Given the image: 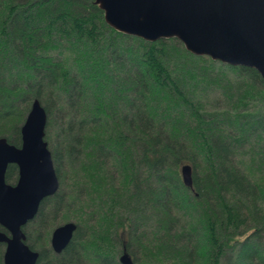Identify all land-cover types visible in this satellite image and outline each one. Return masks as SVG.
<instances>
[{
    "label": "trees",
    "instance_id": "obj_1",
    "mask_svg": "<svg viewBox=\"0 0 264 264\" xmlns=\"http://www.w3.org/2000/svg\"><path fill=\"white\" fill-rule=\"evenodd\" d=\"M263 93L253 68L115 31L94 0H0V137L19 145L36 98L58 178L23 229L35 264H264Z\"/></svg>",
    "mask_w": 264,
    "mask_h": 264
},
{
    "label": "water",
    "instance_id": "obj_2",
    "mask_svg": "<svg viewBox=\"0 0 264 264\" xmlns=\"http://www.w3.org/2000/svg\"><path fill=\"white\" fill-rule=\"evenodd\" d=\"M105 24L115 31L153 42L174 38L196 56L230 66L253 68L264 84V0H94ZM264 95V93H263ZM46 113L31 100L19 126L18 146L0 137V244L2 264H35L37 251L25 241L22 226L33 218L40 201L58 188L50 151L44 140ZM16 168L13 183L5 180L8 165ZM190 186L189 168L180 169ZM67 221L49 235L58 254L75 230ZM120 264H133L125 251Z\"/></svg>",
    "mask_w": 264,
    "mask_h": 264
},
{
    "label": "rangeland",
    "instance_id": "obj_3",
    "mask_svg": "<svg viewBox=\"0 0 264 264\" xmlns=\"http://www.w3.org/2000/svg\"><path fill=\"white\" fill-rule=\"evenodd\" d=\"M174 67H175V66H174ZM175 68H176V67H175ZM177 69H178V68H177ZM195 80H196V79H195ZM195 80H192L193 82H191V83H189V84H188V82H186V83H184V84H186V85H188V86H189V85H192V84H194V83L197 82V81H195ZM169 104L171 105V103H169ZM175 107H176V106H175ZM174 111L177 112L176 109H175ZM176 112H173V110H172V115H174ZM170 114H171V113H170ZM25 115H26V113H25ZM49 115H50V116L52 117V119H53V124H55V123L57 124V123H58L57 120H56V119L54 120V118H57V117H56V114H54V113L52 114V112H50ZM59 116H60V114H59ZM174 116H175V115H174ZM24 117H25V116H24ZM57 119H59V120L61 121L60 118H57ZM183 119H184V120L188 119V116H187L185 113H184V115H183ZM189 119H190V118H189ZM46 120H47V119H46ZM22 121H23V120H22ZM22 121H21V122H22ZM189 121H190V120H189ZM21 122H20V124H21ZM20 124H19V126H20ZM45 125H46V122H45ZM227 125H229L230 129H233V128H234V125H233L232 122H231L230 124H227ZM48 126H49V124H48ZM51 127H52V125H51ZM49 131H50V128H48L47 126H46V127L44 126V134L47 133V134L49 135ZM58 138H61L60 135L57 137V139H58ZM51 139H52L54 142L57 141V139H55L54 136H53V137L51 136ZM52 140H51V142H52ZM46 144H47V143H46ZM47 148H48V150H49L48 145H47ZM63 162H64V161H63ZM60 165H61V166H64L61 162H60ZM15 175H16V174H14V176L11 175L12 177H11V180L8 181L9 183H13V182H14V180H15V178H14ZM29 222H30V221H29ZM29 222H28V223H25V224L22 226V231H23V229H25V227L27 226V229H29V231H26V230H25V231H26L28 234H31L30 231H31L34 227H32V226L30 227V225H29L30 223H29ZM60 223H61V222H60ZM31 228H32V229H31ZM136 228H137V229H142V228H143V224H140V223H139V225L137 224ZM30 229H31V230H30ZM32 231H34V230H32ZM23 233H24V231H23ZM24 235H25V233H24ZM25 240H26V237H25ZM26 243L29 244L30 242H29L28 240H26ZM47 246L50 247V246H49V238H48ZM132 247H133V246H131V248H132ZM33 248L36 249V247H33ZM227 255H228V253H227Z\"/></svg>",
    "mask_w": 264,
    "mask_h": 264
}]
</instances>
